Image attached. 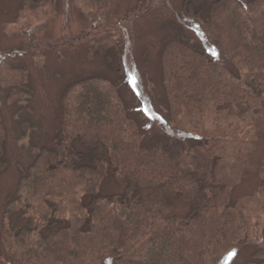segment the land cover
I'll list each match as a JSON object with an SVG mask.
<instances>
[{
	"label": "trees",
	"instance_id": "trees-1",
	"mask_svg": "<svg viewBox=\"0 0 264 264\" xmlns=\"http://www.w3.org/2000/svg\"><path fill=\"white\" fill-rule=\"evenodd\" d=\"M83 1L109 9L119 0ZM18 3L20 20L60 0ZM205 6L202 17L192 3L185 7L211 50L179 38L165 53L163 82L171 85L174 108L167 124L178 125L185 138L163 130L144 141L122 95L125 55L113 38L97 39L93 50L118 64L117 77L92 74L68 85L57 135L23 171L19 205L26 221L2 229L0 264H228L247 240V208L218 168L231 171L225 139L204 121L216 111L210 98L247 104L246 113L264 106V8L246 12L240 0ZM19 23L33 25L32 18ZM221 56L239 60L237 73L223 67ZM5 134L0 113V173L8 167ZM114 185L121 191H110ZM155 187L157 200L144 193ZM177 204L184 211L169 212Z\"/></svg>",
	"mask_w": 264,
	"mask_h": 264
},
{
	"label": "rangeland",
	"instance_id": "rangeland-1",
	"mask_svg": "<svg viewBox=\"0 0 264 264\" xmlns=\"http://www.w3.org/2000/svg\"><path fill=\"white\" fill-rule=\"evenodd\" d=\"M72 1L60 0L55 9L27 10L17 20L18 0H0V113L8 160L7 169L0 173V234L3 228L17 229L26 221L19 205L24 196L23 171L37 149L57 135L68 85L92 74L117 77L118 64L113 67L109 54L93 50L100 37L116 40L125 55L128 80L121 82L122 95L141 124L144 141L163 130L176 140L185 138L178 125L167 124L174 108L169 102L171 85L163 82L167 78L165 53L179 38L211 50L199 23L185 7L192 3L193 13L202 17L210 0H119L109 9ZM240 2L246 12L264 8L260 0ZM31 18V27L19 23ZM221 63L237 73L239 60L233 63L221 56ZM223 100L210 98L216 111L206 113L205 129L225 139L223 156L231 171L226 164L218 168L235 183L234 196L246 205L248 226L247 240L226 262L264 264V106L246 113L247 104ZM215 120L220 124L218 130ZM121 188L114 185L110 191ZM144 191L157 200V187ZM184 209L171 205L169 212Z\"/></svg>",
	"mask_w": 264,
	"mask_h": 264
},
{
	"label": "snow or ice",
	"instance_id": "snow-or-ice-1",
	"mask_svg": "<svg viewBox=\"0 0 264 264\" xmlns=\"http://www.w3.org/2000/svg\"><path fill=\"white\" fill-rule=\"evenodd\" d=\"M230 256H235V252L230 253Z\"/></svg>",
	"mask_w": 264,
	"mask_h": 264
}]
</instances>
